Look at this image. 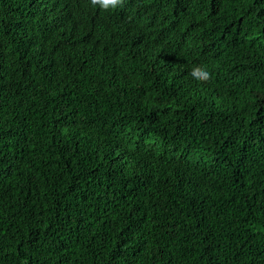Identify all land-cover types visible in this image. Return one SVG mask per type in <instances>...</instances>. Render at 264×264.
Masks as SVG:
<instances>
[{
    "label": "trees",
    "instance_id": "trees-1",
    "mask_svg": "<svg viewBox=\"0 0 264 264\" xmlns=\"http://www.w3.org/2000/svg\"><path fill=\"white\" fill-rule=\"evenodd\" d=\"M0 264H264V0H0Z\"/></svg>",
    "mask_w": 264,
    "mask_h": 264
},
{
    "label": "clouds",
    "instance_id": "clouds-1",
    "mask_svg": "<svg viewBox=\"0 0 264 264\" xmlns=\"http://www.w3.org/2000/svg\"><path fill=\"white\" fill-rule=\"evenodd\" d=\"M93 5L99 3V5L105 10L115 9L121 4V0H92ZM192 76L197 80H206L209 77V73L204 70H197L192 73Z\"/></svg>",
    "mask_w": 264,
    "mask_h": 264
}]
</instances>
